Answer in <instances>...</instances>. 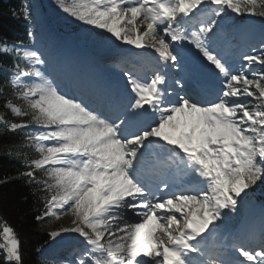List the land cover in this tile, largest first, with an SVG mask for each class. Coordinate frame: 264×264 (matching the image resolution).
<instances>
[{"label": "snow or ice", "instance_id": "6c2138e0", "mask_svg": "<svg viewBox=\"0 0 264 264\" xmlns=\"http://www.w3.org/2000/svg\"><path fill=\"white\" fill-rule=\"evenodd\" d=\"M56 6L145 50L155 67L150 76L125 71L124 93L95 104L63 90L39 50L0 42V55L13 57L0 84V134L23 136L4 154L22 157L20 177L43 193L35 216L42 230L70 218L49 239L82 238L67 257L38 264H264V226L221 241L213 235L264 182V42L239 64L217 45L233 16L264 21V0ZM22 15L30 19L29 6ZM184 45L212 67L218 86L209 90L188 72L169 76L183 71ZM0 264H24L19 234L2 219Z\"/></svg>", "mask_w": 264, "mask_h": 264}, {"label": "rangeland", "instance_id": "374dc122", "mask_svg": "<svg viewBox=\"0 0 264 264\" xmlns=\"http://www.w3.org/2000/svg\"><path fill=\"white\" fill-rule=\"evenodd\" d=\"M57 0H27L24 2V5H27L30 7V23H31V32L35 34V41L33 42L32 39H30V43L25 46V48L28 49H34L36 46H39L40 38L44 40V42L51 43V38L46 36L45 34H42L40 32L41 29H38V27L45 26L47 27L53 36L56 38V43H54L55 47H58L57 50L55 51V48H52V51H50L48 54H44L43 48L39 49L40 52L44 54L45 59L48 61L49 60V72L51 73L54 67H57V63H54V59L56 60H61L63 59L64 65L66 66V69L68 70V67L72 66L75 67L77 71L82 73L80 67L83 68L89 67L88 64L84 65V63L80 60L81 58L86 60V54L91 53L94 57V60H96L93 63V66L97 68V70H101V73L104 77H111L115 80L117 79L118 73L121 74L119 81H121L123 84H125V77H124V72H121L117 70V67L110 68L105 62L109 59L107 56H118V55H125L126 56H135L131 59V61H135L136 57H142L141 59H151L148 62L153 63V58L151 55H145V50L141 49H136L134 46L130 45H125L122 44L119 41H116L113 37L110 36V34L106 33L104 30L100 29H95L91 28L90 26L82 25L80 22H77L73 20L72 18L68 17L66 14L62 13L56 6ZM248 21L245 23L243 26L239 27L236 31H234V38H232V29H229L228 27V21L224 22L223 25V31L225 33H228V29L231 31L229 32L228 35H226V39L230 41V45L234 44L232 48V54L234 57L238 56L237 58L235 57V60H240V55L245 52V50L242 48L241 45H237L238 43L235 42V39H241L242 36L244 37V34L247 32L246 30L251 29L252 26H255L256 23L259 21L254 19L253 17H247ZM95 30V31H94ZM89 32V33H88ZM249 36L246 40V44L252 43L253 40H258L261 39L264 36V31H257V30H252L251 33L247 34ZM88 37V39H87ZM94 38H99L101 40L102 44H105L106 47H103L101 49H94L92 46L95 42ZM80 41H79V40ZM243 39V38H242ZM223 38L220 36L218 38V42L222 41ZM242 41V40H241ZM260 41V40H259ZM245 43V42H244ZM243 43V44H244ZM261 43V41H260ZM259 43V45H260ZM45 44V43H44ZM57 44V45H56ZM10 45V44H9ZM46 45V44H45ZM23 47V46H21ZM60 51L62 53H60ZM58 53V55H57ZM185 53V58L188 60V64L186 62L184 63L183 61V71H180L176 74V79H179L181 76L184 75V67L185 66H190V56L188 55L187 51L184 50ZM237 53V54H235ZM232 55H230L232 57ZM85 56V57H83ZM99 56V57H98ZM151 56V57H150ZM52 57V58H51ZM101 57H103L102 63L97 62L98 60H101ZM99 58V59H98ZM190 58V59H189ZM140 59V60H141ZM128 60V59H127ZM79 61V62H78ZM129 61V60H128ZM241 61V60H240ZM119 62V61H118ZM194 61V67H196ZM237 63V62H236ZM82 64V65H79ZM110 64V63H109ZM79 65V68H78ZM65 66L63 68H65ZM193 67V68H194ZM55 72V69H54ZM87 75V73L85 74ZM116 75V76H115ZM123 75V76H122ZM81 77V75H79ZM79 81V78L78 80ZM58 82V81H57ZM63 82L60 83L61 88L63 89ZM68 83H66V88H67ZM126 86V85H124ZM64 90V89H63ZM246 195V194H245ZM245 195H242L241 201L245 198ZM242 205V204H241ZM240 205V207H241ZM244 207V206H243ZM255 210H248L246 209L247 207H244L243 209V214L245 215V219L250 220L252 217L257 216V222H259L261 217L264 219V209L261 208H256L253 206ZM229 215H226L225 219L221 222H218L219 228L217 231L213 234L214 237L222 238L224 239L227 237L228 234L233 235L236 233L238 229L241 228L240 225H238L237 229H234L232 231L227 230L229 226ZM256 218H254L255 220ZM251 221V220H250ZM251 223V222H250ZM70 224V218H64L61 221L57 222L56 224L53 225L51 230H55L56 228H59L61 226H69ZM242 225V224H241ZM82 241V238L78 236V234H64L63 236L57 238L56 241H52L51 243V248L50 251H46L45 257L50 258V259H61L59 256L63 255L62 258L67 257L68 254H61L60 252L62 251V248L60 246L61 243H70V242H75V243H80ZM57 242H60V246L58 247L59 249L57 251L53 250V245L54 247L58 246L59 244ZM47 253H49L47 255ZM56 255V256H55Z\"/></svg>", "mask_w": 264, "mask_h": 264}, {"label": "trees", "instance_id": "16d2710c", "mask_svg": "<svg viewBox=\"0 0 264 264\" xmlns=\"http://www.w3.org/2000/svg\"><path fill=\"white\" fill-rule=\"evenodd\" d=\"M24 2L25 0H0V42L28 44L30 22L22 15ZM12 62L13 57L0 55V84L3 83ZM2 111L3 99L0 97V112ZM22 141L23 136L19 133L0 134V181H6L0 183V219L7 221L19 234L24 264H38L40 252L50 242L48 235L50 229L42 230L35 220L37 210L43 207L39 199L43 193L38 191L35 185H28L20 177V172L24 170L22 157L15 155L9 157L4 154L9 146L19 145ZM246 199L256 203L264 202V182H258L254 188L248 190Z\"/></svg>", "mask_w": 264, "mask_h": 264}, {"label": "bare ground", "instance_id": "6f19581e", "mask_svg": "<svg viewBox=\"0 0 264 264\" xmlns=\"http://www.w3.org/2000/svg\"><path fill=\"white\" fill-rule=\"evenodd\" d=\"M38 29H41L40 30V32L42 33V34H45L46 36H48V37H50L51 38V43H48V42H44V40L42 39V38H40L41 40H40V42H39V46H36L34 49L35 50H39V49H41V48H43V49H41V50H43V52H44V54H48L50 51H52V48H55L54 50L56 51L57 50V48L58 47H55V45H54V43H56V38L53 36V34L51 33V31L47 28V27H45V26H39L38 27ZM95 31V30H94ZM103 31V30H102ZM89 33V32H88ZM87 39H88V37H87ZM79 40V39H78ZM94 40H95V42H94V44H93V48L94 49H101V48H103V47H106V45L105 44H102L101 43V40L99 39V38H94ZM80 41V40H79ZM46 45H45V44ZM57 45V44H56ZM189 46V50H190V53L191 54H193V56L196 58V63H195V65H196V67H194L193 69L194 70H189V71H193L195 74H198V71H199V68H200V63H202L201 62V60L197 57V54L195 53V50L194 49H192L191 48V46L190 45H188ZM60 53H62L61 51H60ZM57 55H58V53H57ZM85 57V56H84ZM86 57H87V59L86 60H84V59H82L81 58V60H80V63H81V61L84 63V65H87L88 64V66L89 67H86L85 66V68H83L84 70H82V67H80V69H81V71H82V73L80 74V72L79 71H76V72H73L72 74H71V76H69L68 77V79L66 80V81H68V82H71V81H69V80H73L74 82H75V84L72 86V90H76V91H78V88L80 87V86H82L83 85V80L81 79V77H82V75L83 76H85L86 78H87V80H88V82H87V84H86V90H87V92H84L83 90H80V94H82V95H84V94H87L88 93V98L87 99H95V98H99V96L97 95V93L96 92H94L93 90L94 89H102V88H106L107 87V89H109V90H112L113 88H112V84H111V87H110V85H102V83L101 82H99V80H98V78H100L101 77V75H102V73L99 71V70H97V68H95L94 66H93V63L96 61V60H94V57H93V55L91 54V53H87L86 54ZM85 57V58H86ZM148 57H149V55H148ZM151 57V56H150ZM52 58V57H51ZM139 59H141V58H139ZM190 59V58H189ZM129 60V59H128ZM48 63H49V60H48ZM54 63H57V65H59V67H58V69L59 68H62V70L63 71H60L61 73L60 74H63V73H65L64 71H67V69H66V66L65 65H62L63 63H62V60H56V59H54ZM236 63V62H235ZM79 65H81V64H79ZM79 65H78V68H79ZM62 66V67H61ZM65 66V68H63ZM145 66V65H144ZM133 67V66H132ZM75 68V67H74ZM57 70V69H56ZM91 71H93V73L92 74H90L91 73ZM48 72H49V69H48ZM89 72V73H88ZM50 73V72H49ZM87 73V75H85ZM55 79H57V77L59 76V72H54V73H50ZM79 75H81V77H79ZM121 75V74H120ZM170 75H172V73H169V76ZM116 76V75H115ZM123 76V75H122ZM215 72L213 71V75L211 76V77H209V78H207V79H202V80H200L199 78H198V81H203V82H205V84H211L212 83V79L213 78H215ZM78 78H79V81H77L78 80ZM118 78V77H117ZM97 79V80H96ZM59 84L61 83V82H58ZM67 83V82H66ZM61 86V85H60ZM120 93V91H117V93L116 94H119ZM98 102H102V101H98ZM217 241H220V240H217ZM58 244L60 243V242H57Z\"/></svg>", "mask_w": 264, "mask_h": 264}, {"label": "water", "instance_id": "95a60500", "mask_svg": "<svg viewBox=\"0 0 264 264\" xmlns=\"http://www.w3.org/2000/svg\"><path fill=\"white\" fill-rule=\"evenodd\" d=\"M209 70V69H208Z\"/></svg>", "mask_w": 264, "mask_h": 264}]
</instances>
